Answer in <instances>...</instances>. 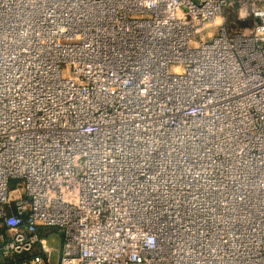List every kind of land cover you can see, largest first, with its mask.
Listing matches in <instances>:
<instances>
[{"label": "built area", "instance_id": "obj_1", "mask_svg": "<svg viewBox=\"0 0 264 264\" xmlns=\"http://www.w3.org/2000/svg\"><path fill=\"white\" fill-rule=\"evenodd\" d=\"M49 227L57 264H264V0H0V264Z\"/></svg>", "mask_w": 264, "mask_h": 264}, {"label": "rangeland", "instance_id": "obj_2", "mask_svg": "<svg viewBox=\"0 0 264 264\" xmlns=\"http://www.w3.org/2000/svg\"><path fill=\"white\" fill-rule=\"evenodd\" d=\"M17 185L16 180H12L10 187H15ZM3 229V228H0ZM48 243L51 247H53L55 250L53 251V263L57 264L58 263V258H59V249L62 246V234L57 228H52L49 227L47 230L44 232Z\"/></svg>", "mask_w": 264, "mask_h": 264}]
</instances>
